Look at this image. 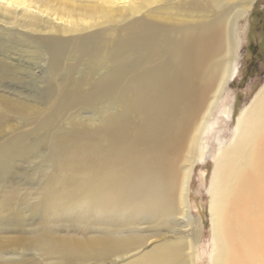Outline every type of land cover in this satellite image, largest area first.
<instances>
[{
	"label": "bare ground",
	"instance_id": "6f19581e",
	"mask_svg": "<svg viewBox=\"0 0 264 264\" xmlns=\"http://www.w3.org/2000/svg\"><path fill=\"white\" fill-rule=\"evenodd\" d=\"M255 1L190 0L195 12L180 19L11 39L18 63L0 59V264H196L191 178ZM42 77L43 88L28 82ZM237 130L212 159L215 264H264V89ZM21 177L31 194L4 191ZM27 218L39 228L23 237Z\"/></svg>",
	"mask_w": 264,
	"mask_h": 264
},
{
	"label": "rangeland",
	"instance_id": "374dc122",
	"mask_svg": "<svg viewBox=\"0 0 264 264\" xmlns=\"http://www.w3.org/2000/svg\"><path fill=\"white\" fill-rule=\"evenodd\" d=\"M189 2L190 0H0V59L3 54L7 57V62L18 63L16 60L19 56L15 50L18 46L11 39H16L17 42L26 38L38 41L78 39L103 30L119 29L127 22L141 17L180 19L195 12L189 9ZM235 33L239 42L238 74L222 94L215 117L211 121L216 122L215 128L210 135L203 136L204 161L193 171L188 195L190 214L201 223L196 264H215L217 253L210 214L212 198L215 196L213 194L216 193L214 187L218 182L214 179L215 165L212 159L218 155L220 146H223V150L236 138L240 115L253 105V101L264 89V0L255 1L246 17L237 23ZM33 51L31 50L32 53ZM43 56L48 58L46 53ZM28 82L37 83L41 88L46 83L43 77ZM26 83L23 86L29 84ZM2 94L0 90V95ZM35 105L43 107L40 103ZM214 133L219 135V142ZM23 180V177L16 180L9 178L12 185L4 191L15 189L17 197L31 194L30 187H34V184L25 186ZM14 184L21 186L14 188ZM26 213L29 214L28 211ZM39 222L27 218L23 237H29L30 230L38 229Z\"/></svg>",
	"mask_w": 264,
	"mask_h": 264
}]
</instances>
